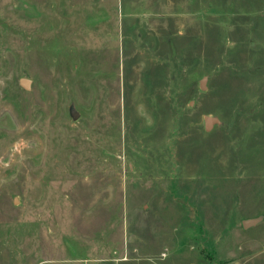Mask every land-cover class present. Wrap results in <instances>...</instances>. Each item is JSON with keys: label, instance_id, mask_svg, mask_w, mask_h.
I'll use <instances>...</instances> for the list:
<instances>
[{"label": "rangeland", "instance_id": "rangeland-1", "mask_svg": "<svg viewBox=\"0 0 264 264\" xmlns=\"http://www.w3.org/2000/svg\"><path fill=\"white\" fill-rule=\"evenodd\" d=\"M0 264H264V0H0Z\"/></svg>", "mask_w": 264, "mask_h": 264}, {"label": "water", "instance_id": "water-1", "mask_svg": "<svg viewBox=\"0 0 264 264\" xmlns=\"http://www.w3.org/2000/svg\"><path fill=\"white\" fill-rule=\"evenodd\" d=\"M205 80L206 78L204 77L201 81H200V88L204 89L205 86ZM30 80L26 79V78H22L19 80V84L24 88V89H29V85H30ZM78 112L75 110L74 105H70L69 107V116L71 117V119L75 120L76 117L78 116ZM203 123H204V129L206 131L210 130L213 125H220L221 122L217 117H211V116H204L203 118ZM262 216H258L255 218H248V219H244L241 222V226L243 229H248L251 228L253 226H255L257 223H259L262 220Z\"/></svg>", "mask_w": 264, "mask_h": 264}]
</instances>
